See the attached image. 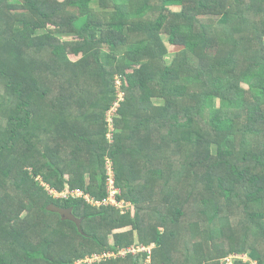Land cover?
Masks as SVG:
<instances>
[{"label":"trees","instance_id":"16d2710c","mask_svg":"<svg viewBox=\"0 0 264 264\" xmlns=\"http://www.w3.org/2000/svg\"><path fill=\"white\" fill-rule=\"evenodd\" d=\"M16 1L0 0V264H76L135 232L146 264H264V0ZM110 169L124 212L47 190L102 203Z\"/></svg>","mask_w":264,"mask_h":264},{"label":"built area","instance_id":"2783aa9c","mask_svg":"<svg viewBox=\"0 0 264 264\" xmlns=\"http://www.w3.org/2000/svg\"><path fill=\"white\" fill-rule=\"evenodd\" d=\"M124 95L123 94H118V101L115 103L111 111L107 114V122L109 124H113V119L117 114V111L120 107V103L123 102ZM47 190L50 195L54 196L56 199H68L69 196L73 197H84L87 202L90 204H96V205H109L113 206L122 212L124 210L129 209L130 204L125 202V201H118L117 199V194L119 193V190L115 187V177L110 169L109 172V178H108V197L101 203V202H93L89 196H85L82 191H76L73 192L72 194H68L66 192L63 193H58L57 191L50 189L47 187ZM150 246H144V245H133L127 248L123 249H118V251H108V252H103L102 254H92L91 256L86 257L85 260L78 261L76 264H94V263H100L103 261L107 260H112V259H118V258H125L128 255L132 256H145L148 262L151 259V253L152 250H149Z\"/></svg>","mask_w":264,"mask_h":264},{"label":"rangeland","instance_id":"374dc122","mask_svg":"<svg viewBox=\"0 0 264 264\" xmlns=\"http://www.w3.org/2000/svg\"><path fill=\"white\" fill-rule=\"evenodd\" d=\"M11 1L13 3H16L17 2L16 0H11ZM171 10L173 12H179L180 11V8H171ZM73 37L74 36H72V35H65V36H62V39L66 41V40H71ZM171 52H173V53H171L170 55H168L165 58V63H166L167 66L171 65L173 59L175 58V53L174 52H176V51L171 50ZM72 60H76V59L72 57ZM135 70H137V68ZM135 70L130 73L132 76H135ZM119 84H121V83L120 82L116 83L118 89H119V86H120ZM118 94H122V91H118ZM218 104L219 103L217 101V105ZM161 222H163V219L160 216L158 218H156L155 220H153V223H155V224H158V223H161ZM129 230H130L129 227L113 230V233L109 237L110 243H113L114 242V239H113V235L114 234H118V233H122V232H127ZM161 230H163V229H161ZM134 238H135L136 245H138L140 241H139V236H138V234L136 232L134 233ZM256 244H257L256 241H252V244L250 245V247L252 246V248H253L254 246H256ZM154 247H155V245L154 244H151L150 247H149V250H152ZM240 257H241V259L244 262H251L250 261V258L247 255H243V256H240ZM146 263H149L148 260L146 261L142 257H140L139 264H146ZM221 263H224V264H233V261H231V260H228L227 261V259H223ZM251 264H255V263L254 262H251Z\"/></svg>","mask_w":264,"mask_h":264},{"label":"water","instance_id":"95a60500","mask_svg":"<svg viewBox=\"0 0 264 264\" xmlns=\"http://www.w3.org/2000/svg\"><path fill=\"white\" fill-rule=\"evenodd\" d=\"M48 210L51 212L59 214L63 220H68V221L75 223L76 226L78 227V229L81 231L82 219L77 218L73 214L72 208L67 209V208L58 207V206L52 204L48 207Z\"/></svg>","mask_w":264,"mask_h":264}]
</instances>
